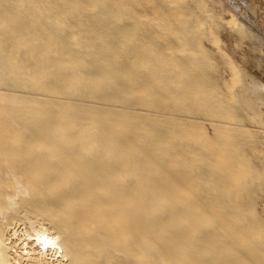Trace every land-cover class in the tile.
Returning <instances> with one entry per match:
<instances>
[{
    "label": "rangeland",
    "instance_id": "obj_1",
    "mask_svg": "<svg viewBox=\"0 0 264 264\" xmlns=\"http://www.w3.org/2000/svg\"><path fill=\"white\" fill-rule=\"evenodd\" d=\"M76 4L0 0V38L5 39L0 61L24 63L16 73L30 69L35 58L25 56L48 40L51 53L45 57H62L67 64L61 71L80 77L78 86L51 95L68 101L86 93L97 112L111 114L121 127L117 142L128 137L135 166L153 162L145 176L158 181L166 174L168 183H177L172 207L157 204L171 192L161 187L147 192L154 197L151 214H172L176 264H244L246 256L262 264L263 238L252 243L241 230L257 225L264 231V105L256 107L253 96L244 102L239 95L245 82L264 95V72L252 55L254 40L261 39L257 52L264 62V0ZM65 39L71 40L67 49ZM95 65L107 73L98 83L89 78ZM54 79L45 77V85ZM34 85L22 79L13 89L29 91ZM110 91L115 93L102 97ZM9 115L0 118L6 122ZM25 115L28 125L54 117H34L29 110L12 122L21 124L18 119ZM234 209L242 228L232 220ZM150 244L157 249L166 243ZM167 255L165 248L158 254L149 250L146 264H165Z\"/></svg>",
    "mask_w": 264,
    "mask_h": 264
},
{
    "label": "bare ground",
    "instance_id": "obj_2",
    "mask_svg": "<svg viewBox=\"0 0 264 264\" xmlns=\"http://www.w3.org/2000/svg\"><path fill=\"white\" fill-rule=\"evenodd\" d=\"M76 1L77 6L83 1L89 8L101 0ZM43 42L35 53L31 49L30 55H24L35 58L30 69L16 73L15 68H23L24 63L6 66L0 61V114H10L6 122L0 118V264H146L149 250L158 254L164 248L165 264H176L177 255L170 248L177 231L172 214H151L154 197L147 192L161 187L174 194L157 199L158 205L169 207L177 199V183H168L166 174L158 181L145 176L153 162L148 159L144 167L135 166L138 160L130 152L128 137L117 142L121 127L111 114L97 112V106L85 99L86 93L68 101L51 95L55 89L78 86L80 77L61 71L67 64L62 57L46 58L50 42ZM70 42L65 39L64 49ZM252 46L253 62L262 73L263 56L257 51L263 41L255 39ZM53 75L52 83L45 85L44 78ZM106 76L98 65L89 74L95 83ZM22 79L34 81V87L13 89ZM248 84L240 100L253 96L256 107L264 105V95ZM113 93L103 92L102 97ZM29 110L34 117H54L34 125L24 123L26 115L18 119L21 124L12 122ZM237 211L231 212L232 220L242 228ZM245 228L241 233L248 241L263 238L258 256L264 264V231L257 225ZM155 241L166 244L155 249L150 244ZM244 264H252L248 256Z\"/></svg>",
    "mask_w": 264,
    "mask_h": 264
}]
</instances>
